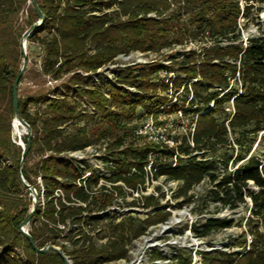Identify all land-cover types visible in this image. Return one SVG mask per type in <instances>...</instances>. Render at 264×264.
Listing matches in <instances>:
<instances>
[{"label": "trees", "instance_id": "1", "mask_svg": "<svg viewBox=\"0 0 264 264\" xmlns=\"http://www.w3.org/2000/svg\"><path fill=\"white\" fill-rule=\"evenodd\" d=\"M27 1L0 0V264H65L59 252H37L19 227L33 204L20 178L23 149L12 136L13 83L23 58L22 34L14 17ZM37 1L45 19L30 43L41 46V72L52 80L68 77L55 92L19 94L21 116L32 127L21 172L37 191L43 188L44 192L29 223L36 244L59 246L72 264L126 259L130 244L151 226L167 222L172 213L162 208V187L157 185L158 194H143L130 202L153 209L148 216L110 218L106 211L128 193L125 187L139 190L150 174L153 179L177 180L179 187L173 196L182 199L173 206L182 208L198 201L191 190L208 178L213 184L208 191L212 201L234 210L249 199L251 206L247 230L237 241L241 250L205 251L201 264H264L262 157L254 152L241 154L237 161L242 163L229 170L222 153L234 144L242 145L243 138L252 134L250 151L256 136L264 131V29L246 38L242 34L244 27L259 19L264 0ZM110 8L114 9L105 11ZM37 19L35 10L29 26ZM41 32L46 34L40 36ZM192 41L201 47L170 55V64L155 60L121 68L115 82L106 81L110 96L87 80L119 54L160 52ZM159 90L172 93L175 102L159 96L152 104L155 108L150 106L142 114L160 112L161 106L169 114L181 111L190 127L182 137L175 135V147L148 141L137 144L143 137L137 134V123L130 122L137 108L147 105L145 101ZM83 101L96 112L88 111ZM23 140L27 142L28 135ZM101 141L108 143L111 152L108 161L113 175L106 178L112 184L94 189L102 177L96 170L84 176L88 169L67 155ZM218 153L224 157L220 159L222 171L217 166L219 159L209 156ZM32 154L38 159L31 164ZM39 177L42 184L37 183ZM234 224L227 217H208L201 223L192 222L190 228L198 236H208ZM69 227L74 231L69 233ZM16 248L23 250L25 259ZM151 257L164 256L152 250ZM175 259L178 264L192 263L191 257L180 254Z\"/></svg>", "mask_w": 264, "mask_h": 264}, {"label": "rangeland", "instance_id": "2", "mask_svg": "<svg viewBox=\"0 0 264 264\" xmlns=\"http://www.w3.org/2000/svg\"><path fill=\"white\" fill-rule=\"evenodd\" d=\"M113 9L114 8L105 9V11H112ZM95 12L101 13L99 9H96ZM34 15V7L29 1H27L19 14L14 17L15 27L22 34L21 37L30 27L29 22L33 20ZM244 23L245 19L241 18V24L244 25ZM262 29H264V10L260 13L259 19L252 21L247 28H243L242 34L246 38L248 35L256 34ZM45 34L46 32L39 33L40 36H44ZM33 35L34 33L31 34L27 40L26 50L28 66L23 75V80L19 85L18 92L22 96H27L44 90L55 92L56 88L68 77L65 76L60 80H52L50 77L42 74V49L38 43H30V38ZM200 47L201 44L198 41H192L184 45H177L164 49L160 52L143 53L141 51H134L127 55L119 54L113 62L101 67L98 71L91 74V77H88L87 80L94 81V84L91 83L92 87H101L103 90L108 92L106 81L115 82V76L119 73L120 69L125 66H137L142 63L152 62L155 60L170 64V55H177L179 53L187 52L191 49H199ZM20 63L22 66L23 58L21 59ZM172 74L173 73L170 75ZM127 88L131 89L133 92L136 91V87L134 86L127 85ZM107 95L110 96L109 92ZM164 95L168 96V99H172L171 102H175L172 93L159 90L155 97L145 101L147 105L141 104L137 108L136 112L133 113L130 122L137 123V130L141 131L144 124H146L148 117H153L156 127H154V131L150 130V133L154 134L155 136H159L161 134H171L174 139L176 137L175 135H179L178 137L180 138L186 131L189 130L190 120L187 118H181L179 111L169 114L166 113L165 108L161 106L160 108L163 110L160 112L156 111L147 116H143L144 114H142L149 110V107L152 106V104H156L159 96ZM180 97H183V93L180 94ZM83 105L88 111L92 113L96 112L91 105L86 103V101H83ZM152 108H155V106H152ZM227 109L230 108L228 107ZM82 123L84 124L85 122ZM71 127V125L68 126V129ZM27 132V128H25L23 125L19 128H14L12 134L13 140L16 142H19L20 138L23 140L27 135ZM138 135L142 136L143 138L139 140L137 144L141 145L145 141L151 142V140H149L144 134ZM252 136V134L246 135V137L243 138L244 142L242 145L234 144V147H227L222 151V153L225 154V158L228 159L229 170H234L239 164L242 163V161H237V157L241 154L248 156L254 152V154L262 157V163H264V131H261L256 136V140L254 141L251 150L247 151ZM230 137L233 138L231 133ZM128 141L129 140L126 142L128 143ZM107 144V142L101 141L99 143L92 144V146L87 149L70 152L67 155L69 159L79 162L82 169H88L84 176L89 175V170H96L102 177L99 185L95 186L94 189L98 188L103 183L107 184L108 186H111L112 184L106 178L113 175V170L110 165L111 162L108 161V156H110L111 152L107 149ZM209 156L219 159L217 166H219L220 170L222 171L224 169L223 164L220 163L222 162L220 161L221 157H223L222 154L218 153L217 156L209 154ZM37 159L38 155L32 154L30 163L32 164ZM2 161L10 163L8 158H3ZM172 181L173 180H167L165 176H161L152 180V175H149V178H147L146 183L142 187L145 189L146 193L154 192L158 194L155 188L157 185H161L162 190L159 193L162 202V208L170 210L172 213L171 217L165 223H159L158 225L151 226L146 234L134 240L133 243L130 244L128 258L112 261L108 264H149L152 262L158 264H178V261L175 259V256L178 254L185 258L191 257V264H201L203 260V252L205 251L209 252L216 249H224L226 251L233 252L235 250H241V246L237 244V241H239L242 233L247 230L246 217L250 213V200L248 199L246 203L241 204L238 209L233 210L228 207H222L220 203H216L210 199L208 191L212 189L213 184L207 178L201 183L195 185L191 190V193H194L195 196L199 198L198 201L182 208H178L174 207L173 205H175L177 200H181L182 197L178 199L174 198L173 195L176 193L179 184L178 182L173 183ZM37 183L42 184L41 179L38 178ZM38 193V201L39 204H41L43 202V188L41 191H38ZM28 196L34 199L31 192L28 194ZM136 197L137 194L135 192L132 193L128 190V193L125 196L118 198L115 204L106 211L107 214L110 215V218L117 220H120L122 217L130 214L140 218H145L153 209L131 206L130 202ZM208 217H227L234 219L235 224L232 227L214 231L208 236H198L195 234L194 230L190 228V224L196 221L201 223L205 218ZM240 222H242V224H240ZM74 229V227H69L67 228V231L71 233L74 231ZM105 240L106 239H103V241ZM152 250H160L164 257L153 260L151 257ZM16 252L25 259L24 252L21 248H16Z\"/></svg>", "mask_w": 264, "mask_h": 264}, {"label": "water", "instance_id": "3", "mask_svg": "<svg viewBox=\"0 0 264 264\" xmlns=\"http://www.w3.org/2000/svg\"><path fill=\"white\" fill-rule=\"evenodd\" d=\"M32 5L33 7L35 8L37 14H38V19L37 21H35L26 31L25 33L23 34V36L21 37L20 39V46H21V52L23 54V63H22V66L20 68V71L13 83V109H14V118H17L19 120V122L25 126V128H27L28 132H27V135H28V140L27 142L23 141L22 138H20V141L19 142H16L17 144H19L23 151H22V158H21V163H20V178H21V181L23 182V184L28 187V189L30 190L32 196L34 197L33 199V204L31 206V209H30V213L29 215L20 223L19 227H20V230L21 232L30 240L31 244L33 245L34 249L37 251V252H41V253H46L50 250H53V251H56V252H59L62 257L64 258L65 260V264H72V261L67 257V255H65V253H63L60 249L59 246H56V245H53V244H48L46 246H43V247H39L33 236L31 235L30 231H29V223L32 219V216L34 215V213L36 212L37 210V207L39 205V201H38V196H39V193L37 191V189L35 188L34 185L30 184L29 182L26 181V179L24 178L22 172H21V169L25 163V158L28 154V151H29V148H30V145H31V135H32V127L31 125L21 116V113H20V110H19V85L21 84V78L23 77L26 69H27V66H28V57H27V40H28V37L35 33L36 29L39 28V27H42L43 24H44V19H45V14L44 12L42 11L39 3L37 0H28ZM13 125V129L15 128L14 127V122L12 123ZM135 210V209H133Z\"/></svg>", "mask_w": 264, "mask_h": 264}, {"label": "built area", "instance_id": "4", "mask_svg": "<svg viewBox=\"0 0 264 264\" xmlns=\"http://www.w3.org/2000/svg\"><path fill=\"white\" fill-rule=\"evenodd\" d=\"M179 112L181 114V111H179ZM154 127H156V124H155L153 117H148L146 124H144L141 131L137 130V132H138V134H144L153 143H157L160 145H167L168 147H175L176 146L175 139L172 137L171 134H169V135L161 134L159 136H157V135L155 136L154 134L150 133V130L154 131ZM191 129L194 130V127H192ZM89 147H91V146H88L87 148H89ZM78 151H82V150H78ZM149 169H150V166H149ZM39 179H40V177H39ZM152 180H153V178H152ZM172 182L173 183L178 182V184H179V181H177V180H173ZM125 188L132 193L135 192L137 194V197H140L143 194H149V193H146L145 189L142 186H140L139 190H135V191L130 189V188H127V187H125Z\"/></svg>", "mask_w": 264, "mask_h": 264}, {"label": "bare ground", "instance_id": "5", "mask_svg": "<svg viewBox=\"0 0 264 264\" xmlns=\"http://www.w3.org/2000/svg\"><path fill=\"white\" fill-rule=\"evenodd\" d=\"M14 126H15V128H19L20 126H22V124L19 122V120L17 118H14Z\"/></svg>", "mask_w": 264, "mask_h": 264}]
</instances>
